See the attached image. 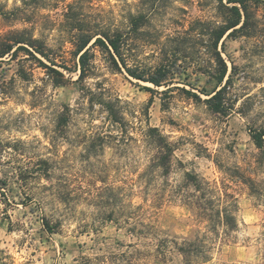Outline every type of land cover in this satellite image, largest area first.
Listing matches in <instances>:
<instances>
[{"label": "rangeland", "instance_id": "rangeland-1", "mask_svg": "<svg viewBox=\"0 0 264 264\" xmlns=\"http://www.w3.org/2000/svg\"><path fill=\"white\" fill-rule=\"evenodd\" d=\"M246 3L249 27L218 45L219 84L206 47L207 30L223 22L217 0H0V39L39 40L48 57H36L65 80L56 86L22 50L0 58V264H184L177 245L216 236L193 208L166 200L184 172L215 189L214 208L228 203L225 192L238 205L236 229L226 237L217 227L204 264H264V145L249 133L264 129V0ZM139 14L148 23L124 61L145 80L165 68L161 85L131 78L91 44L78 80L76 38L125 31ZM224 86L214 113L205 100ZM115 99L125 133L100 105ZM147 126L174 157L165 175L142 178ZM156 192L165 200L155 203Z\"/></svg>", "mask_w": 264, "mask_h": 264}, {"label": "trees", "instance_id": "trees-1", "mask_svg": "<svg viewBox=\"0 0 264 264\" xmlns=\"http://www.w3.org/2000/svg\"><path fill=\"white\" fill-rule=\"evenodd\" d=\"M223 1L224 0H217L218 12L223 18L222 24L207 30L206 34L208 37V44L206 47L210 56L215 61L218 70L217 75L215 73L216 76L214 79L219 84H221L225 78L227 65L218 51V45L224 36L233 37L235 33L247 29L250 25L252 15L251 10L247 6V0H225V4ZM147 23L148 20L143 14L136 16L131 15L128 21V29L125 31H100L94 36L87 33H81L73 43L76 47L75 53L78 56V80H84L88 76L90 60L88 46L91 44L90 47H98L105 51L109 56L110 63L116 69H119V65H121L131 78L138 81L149 82L156 87L160 86L165 77V68H159L150 76V78H148V80H145V78L139 75L135 70L127 67L124 61L125 52L128 51L127 48L129 47V43L140 33V29L146 26ZM77 30L81 31L82 28ZM22 34L26 35L24 32H13L10 33V35H6L3 39H0V58L22 50L26 52L28 56L37 60L42 68L46 69L47 73L52 72L56 76L54 78V84L56 86L63 85L65 80L62 73L47 66L36 57V55H39L44 59L48 57L45 52L44 44L33 37L22 36ZM224 88L225 86L205 100L209 109L214 113H221L224 111ZM192 97L199 99L195 94H192ZM118 103L119 100L115 99V102L109 100L101 101L100 105L104 108L108 119L112 123L118 125L123 133H125V127L127 125ZM63 121L65 122V119ZM249 133L255 147L258 150H261L264 145V129L250 130ZM143 137L147 142V146L151 147V156L149 158V164L141 177L144 178L145 176L147 177L151 175L158 176L157 172L159 170L162 171V175H165L170 169L174 157V145L169 142L157 128L147 126L143 132ZM182 184L183 185L178 186L177 188L168 190V199L166 200L178 199L179 201L184 202L186 206L193 208L197 212L196 216L199 221L208 223L212 233H216V236L214 238L204 236L200 239L196 237L194 240H186L180 245H177L176 249L182 256L184 264H204L205 262H208V252L212 248L210 246L213 244L212 241H215L218 237V233L216 232L217 227H222V234L226 237H229L230 234L228 233H231L236 229L237 223L235 213L238 210V205L236 199L231 194L225 192L223 197L228 203L224 204L222 207L217 206V208H214L213 203L216 196H213V193L216 191L208 182L203 178H200L197 174L184 172ZM206 194L210 196L205 198ZM154 197V202L158 203L164 201L166 196H160V194L156 192ZM192 197H194V201ZM43 226L46 227L48 233H54V229L47 221L43 220ZM197 261L200 262L197 263Z\"/></svg>", "mask_w": 264, "mask_h": 264}]
</instances>
